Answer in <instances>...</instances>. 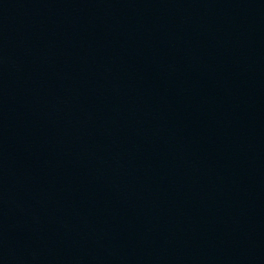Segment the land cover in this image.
<instances>
[{"label":"water","instance_id":"1","mask_svg":"<svg viewBox=\"0 0 264 264\" xmlns=\"http://www.w3.org/2000/svg\"><path fill=\"white\" fill-rule=\"evenodd\" d=\"M0 264H264V0H0Z\"/></svg>","mask_w":264,"mask_h":264}]
</instances>
